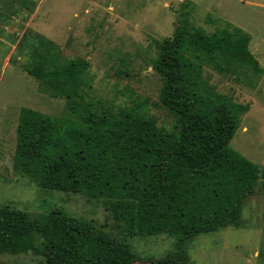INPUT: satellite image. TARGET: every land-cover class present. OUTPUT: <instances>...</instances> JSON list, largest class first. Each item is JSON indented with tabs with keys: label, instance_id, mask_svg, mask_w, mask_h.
Masks as SVG:
<instances>
[{
	"label": "trees",
	"instance_id": "trees-1",
	"mask_svg": "<svg viewBox=\"0 0 264 264\" xmlns=\"http://www.w3.org/2000/svg\"><path fill=\"white\" fill-rule=\"evenodd\" d=\"M188 3L171 37L157 42L153 68L162 78L161 104L176 117L159 125L145 102L117 107L88 99L90 64L65 58L45 36L26 32L23 70L54 98H65L55 117L22 107L13 168L42 190L102 199L123 233L116 238L91 221L56 208L31 215L0 204V255H35L48 264H136L128 239L169 235L175 251L196 237L243 227L245 201L262 170L231 147L249 106L206 84L202 65L264 69L249 50L250 35L231 24L213 34L191 25ZM180 264H188L180 262Z\"/></svg>",
	"mask_w": 264,
	"mask_h": 264
},
{
	"label": "rangeland",
	"instance_id": "rangeland-1",
	"mask_svg": "<svg viewBox=\"0 0 264 264\" xmlns=\"http://www.w3.org/2000/svg\"><path fill=\"white\" fill-rule=\"evenodd\" d=\"M188 3V17L208 34L228 23L250 35L249 50L264 69V0H0V204L31 215L59 208L91 221L99 230L122 238L120 225L102 199L42 190L13 168L16 129L22 107L59 117L66 99L54 98L23 70L29 46L22 40L35 32L56 43L65 58L90 64L88 99L113 107L145 102L159 125L173 129L176 117L160 101L162 78L153 68L157 42L173 35L179 9ZM219 60L206 59V84L249 109L231 147L264 168V72L248 66L220 70ZM243 227L203 234L175 251L169 235L130 238L141 258L136 264H264V190L244 204ZM35 255H0V264H48Z\"/></svg>",
	"mask_w": 264,
	"mask_h": 264
}]
</instances>
